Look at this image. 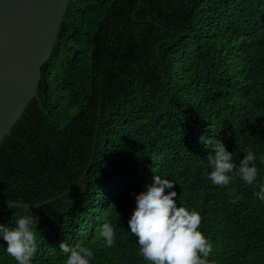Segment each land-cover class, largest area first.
Listing matches in <instances>:
<instances>
[{
    "label": "trees",
    "instance_id": "1",
    "mask_svg": "<svg viewBox=\"0 0 264 264\" xmlns=\"http://www.w3.org/2000/svg\"><path fill=\"white\" fill-rule=\"evenodd\" d=\"M42 74L0 143V197L34 204L72 187L30 209L33 264H66L62 241L91 248V264H148L127 221L154 174L201 213L209 260L264 264V202L239 177L212 184L199 141L220 138L237 161L264 154V0H70ZM22 209L0 203V223ZM6 243L0 264H16Z\"/></svg>",
    "mask_w": 264,
    "mask_h": 264
},
{
    "label": "clouds",
    "instance_id": "2",
    "mask_svg": "<svg viewBox=\"0 0 264 264\" xmlns=\"http://www.w3.org/2000/svg\"><path fill=\"white\" fill-rule=\"evenodd\" d=\"M199 141L210 149L207 175L212 184L229 186L239 177L245 185H252L256 198L264 202V177L258 179L257 166L258 160L264 164V154L258 156L245 147L243 157L237 161L220 138L207 134ZM176 184L174 179L154 174L151 183L134 193L135 206L127 223L137 239L139 253L148 264H214L209 260L213 243L200 230L202 215L187 204L177 203ZM230 194L234 197L232 204L241 199L235 190ZM37 230V216L28 207L11 223H0V238L7 242L5 250L16 264H33ZM101 234L105 247L116 245L117 234L111 222L102 224ZM59 248L66 256V264H91L94 259L93 250L86 246L73 247L62 241Z\"/></svg>",
    "mask_w": 264,
    "mask_h": 264
},
{
    "label": "water",
    "instance_id": "3",
    "mask_svg": "<svg viewBox=\"0 0 264 264\" xmlns=\"http://www.w3.org/2000/svg\"><path fill=\"white\" fill-rule=\"evenodd\" d=\"M69 2L0 0V143L37 96L42 67L51 58ZM71 188L39 203L14 202L2 197L0 203L32 209L61 199Z\"/></svg>",
    "mask_w": 264,
    "mask_h": 264
}]
</instances>
